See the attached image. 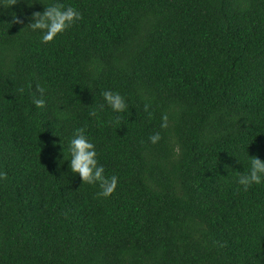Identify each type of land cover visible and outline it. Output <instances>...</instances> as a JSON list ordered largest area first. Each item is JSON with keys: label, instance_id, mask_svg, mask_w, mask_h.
I'll return each instance as SVG.
<instances>
[{"label": "trees", "instance_id": "1", "mask_svg": "<svg viewBox=\"0 0 264 264\" xmlns=\"http://www.w3.org/2000/svg\"><path fill=\"white\" fill-rule=\"evenodd\" d=\"M62 2L82 20L48 43L38 0L0 14V264H264V184L237 183L264 160V0ZM77 128L108 198L64 161Z\"/></svg>", "mask_w": 264, "mask_h": 264}, {"label": "clouds", "instance_id": "2", "mask_svg": "<svg viewBox=\"0 0 264 264\" xmlns=\"http://www.w3.org/2000/svg\"><path fill=\"white\" fill-rule=\"evenodd\" d=\"M26 2L31 6L37 0H26ZM38 2L43 5V10L32 12L27 26L32 32L40 33L41 43L53 41L59 34L82 20L81 12L74 6L66 5L62 0H38ZM17 3L18 0H0V14H2L3 9H8ZM13 22L22 23L23 21L13 15ZM36 91L39 95H32V104L38 109H43L46 106L45 89L37 85ZM102 96L104 104L99 106L101 111L105 105L114 113H123L128 109L126 98L120 92L104 90ZM144 111H149L148 104L144 105ZM89 115L95 117L97 115L96 110L90 111ZM168 121V114H163L160 128L166 129ZM160 139L161 133L159 131L149 137L153 144L158 143ZM67 152L69 158L64 159V161H68L70 172L78 174L83 183L97 185L99 188L98 197L108 198L115 192L119 178L116 175H105V167L98 160L96 145L85 134L84 128L75 129L68 141ZM6 179L7 172L0 168V182ZM237 183L243 191H248L254 185L264 184V160L257 156L250 157L248 169L237 177Z\"/></svg>", "mask_w": 264, "mask_h": 264}]
</instances>
